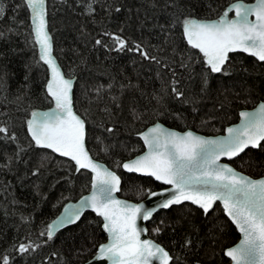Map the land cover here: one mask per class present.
Here are the masks:
<instances>
[{
  "label": "snow or ice",
  "instance_id": "obj_1",
  "mask_svg": "<svg viewBox=\"0 0 264 264\" xmlns=\"http://www.w3.org/2000/svg\"><path fill=\"white\" fill-rule=\"evenodd\" d=\"M76 3L81 14L96 23L100 22L96 20L98 8L108 20L126 8L121 0ZM149 6L165 16L160 30H167V34L161 44L129 36L125 29L132 17L126 15L115 30L102 29V34L93 38L92 47L129 52L160 66L156 75L161 87L151 92L127 76L123 67L119 81L112 66L93 67L86 54H80L66 72L54 55L46 0L13 3L12 16L0 24V39H10L11 33L23 27L32 46H38L35 62L43 61L50 73L44 98L51 105L44 109L30 106L21 122L23 138L14 122H0V142L15 145L11 151H3L7 163L2 166L12 171L13 161L23 162L27 174L36 176L46 160L59 154L66 159L58 163L68 173L61 179L72 188L77 180L82 181L79 198L63 203L55 218L36 225L32 213L21 212L23 234L19 225L11 236L0 232V264H28L29 260L36 264V255L45 250L39 264H216L217 251L221 262L227 259V264H264V175L238 171L224 159H239L250 146L264 150V98L253 99L249 90L243 103L255 106L238 108L239 122L228 123L217 135L194 130L183 111L188 105L198 114L213 74L231 70L230 53L240 50L264 64V0H226L223 4L217 0H150ZM8 11L9 0H0V21ZM20 11L26 13L24 19L19 18ZM140 23L143 26L144 22ZM167 50L179 52L180 60L162 55ZM136 62L132 61L134 67ZM176 63L188 73L187 81L198 84V90L178 76L172 67ZM102 76L107 77L106 82ZM80 95L88 99L87 107H77ZM141 99L147 103L141 104ZM225 102L231 103L225 97L218 105L220 110ZM172 104L180 107L174 110ZM164 119L182 122L184 130L167 127L161 122ZM215 119L211 115L208 120L202 118L200 127ZM133 131L143 146L130 148L120 139L124 132ZM29 153L39 155L36 164L27 159ZM101 153L111 159V167L98 158ZM121 170L150 175L170 187L154 191L143 184L128 186L127 190L138 197L159 196L152 207L142 198L139 202L121 198ZM34 187L43 200L47 193L38 184ZM158 209L164 210L163 215H154ZM86 210L95 216L85 218L79 244L73 238L68 247L64 240L57 245L58 229L75 227ZM196 212L205 218L210 212L224 214L223 226L212 240L214 246L205 250L203 257L199 255L203 241L192 218ZM140 221H150L151 227ZM229 221L239 238L218 244ZM142 233L155 234L156 238L142 237ZM165 233H169L168 244L158 240Z\"/></svg>",
  "mask_w": 264,
  "mask_h": 264
},
{
  "label": "trees",
  "instance_id": "obj_2",
  "mask_svg": "<svg viewBox=\"0 0 264 264\" xmlns=\"http://www.w3.org/2000/svg\"><path fill=\"white\" fill-rule=\"evenodd\" d=\"M19 2L20 0H9V11L4 21H0V24L12 16L13 3ZM46 2L49 31L52 33L54 41V55L66 72L72 64L77 62L80 54H86L93 67L97 65L112 66L113 70L118 73V81L124 75V73H120V69L123 67L127 76L131 77L133 81H138L140 87L148 92L161 87V80L156 75L160 66L154 62L141 61L129 52L120 53L116 50L108 51L100 46L92 47L93 38L97 34H102V29L111 28L115 30L121 22L125 21L126 15L132 17L129 26L125 29L129 36L148 40L153 45L161 44L167 34V30L164 32L160 30V25L165 24V16L149 6L150 0H121L126 8L118 14H114L111 20H108L98 8L96 20L100 21L99 23L93 22L91 18L81 14L82 9L76 0H46ZM217 2L223 4L226 3V0H217ZM128 9L131 11L129 12ZM146 11L147 17L145 16ZM25 17L26 13L20 11L19 18L24 19ZM141 21L144 22L143 26H141ZM82 33L83 35H81ZM10 36V39H0V81H3L0 83V122H14L20 130L21 138H23L25 133L21 127V122L29 114L30 106L41 109L51 106L44 98V85L49 72L43 61L35 62L38 59L39 48L32 46V41L23 27L18 32L11 33ZM165 54L172 56L176 61L180 60L179 52L173 54L167 50L162 53V55ZM230 55L232 59L228 66L231 70L226 73L213 74L210 90L200 101L198 114H193L191 106H183V111L188 114L187 123L194 130L207 134L222 132L223 127L227 126L228 123L237 121L238 113L236 110L238 108L254 106L251 102L243 103L249 90L253 99L264 98V64L259 63L257 58L244 52L237 51L235 54L230 53ZM134 59L137 61L135 67L132 63ZM172 67L180 78L191 85V88L198 90V84L187 81L188 73L179 66V63L173 64ZM196 71L199 72V67L196 68ZM84 75L86 76L87 72H84ZM163 75L168 78L167 72H164ZM101 79L106 82L107 77L102 76ZM91 83L93 81L90 79L89 84ZM75 86L79 89V83ZM236 93L240 95L237 96ZM225 97L231 103L225 102L223 110H220L218 105L225 101ZM78 99V108L88 106L87 98L80 95ZM140 102L141 104L147 103L144 99H141ZM100 106L103 107V104ZM171 107L175 110L180 106L172 104ZM210 115L217 117V119L210 120L205 127L201 128V119L208 120ZM162 122L178 129H184L183 123L180 121L174 122L171 119H164ZM139 128L138 125L137 130ZM120 139L126 140L130 148L136 145L143 146L142 140L135 136L134 131L124 132ZM14 147V144L8 145L0 142V232H7L9 236L13 234L17 225L20 226L21 234L25 231L20 220L21 212L25 215L32 213L36 225H39L41 221L47 222L55 218L62 210L63 203H67L68 199L76 200L79 198L81 194L80 184L82 183V181L77 180L75 188H72L66 180L61 179V177H66L68 173L66 168L58 163L66 159L60 157L59 154H55L51 159L44 162L45 167L40 175H28L26 165L23 162L13 161L12 171L5 169L2 165L7 163V160L3 156V151H11ZM122 154L127 155V153ZM39 158V155L35 153H29L27 157L32 164H36ZM98 158H101L110 167L112 166L111 159L104 156L103 153ZM231 163L250 175H264V150L247 149L240 155L239 159L234 158ZM121 175L123 187L119 194L129 199L140 200L146 196L138 197L134 192H129L127 189L130 184H143L145 188H152V190L161 187L152 177L128 173L125 170H121ZM37 184L42 192L47 193L43 200L35 190L34 185ZM61 196L65 199L61 200ZM163 213L164 210H160L155 215H163ZM94 216L93 212L87 211L75 227L69 225L58 230L56 244L59 245L61 240H64L65 247H68L72 244L73 238L79 244L81 225H83L85 218H94ZM192 218L199 232V238L203 241V247L199 251V255L203 257L204 251L214 246L212 240L223 226L224 214L210 212L205 218L201 212H196L193 213ZM148 227H151L150 221ZM223 230L225 235L222 240L218 241V244L238 240L237 230L230 221ZM151 236L156 238L155 234H151ZM169 238V233H165L158 237V240L168 244ZM47 251L36 255V264H39L41 255L47 254ZM214 260L216 264H227V259L221 262L219 251H217ZM28 264H33V261L29 260Z\"/></svg>",
  "mask_w": 264,
  "mask_h": 264
},
{
  "label": "water",
  "instance_id": "obj_3",
  "mask_svg": "<svg viewBox=\"0 0 264 264\" xmlns=\"http://www.w3.org/2000/svg\"><path fill=\"white\" fill-rule=\"evenodd\" d=\"M238 51H240V50H238ZM240 52H243V51H240ZM251 55V54H250ZM49 75H50V73H49ZM255 106V105H254ZM253 106V107H254ZM249 108H252V107H249ZM162 122V121H161ZM239 122V120L237 119V121H235V122H233V123H238ZM163 123V122H162ZM167 127H172V126H169V125H167V124H165ZM174 128H176V127H174ZM178 131H182V130H184V129H178V128H176ZM197 131V130H196ZM200 132V131H199ZM222 132H219V133H215V134H207V133H203V132H201V134H203V135H217V134H221ZM250 148H253V147H249L248 149H250ZM247 150V149H246ZM245 150V151H246ZM242 154V153H241ZM241 154H239V155H241ZM235 158V157H234ZM234 158H231L230 160L228 159V158H224L225 159V162H230L231 163V161L234 159ZM104 162V161H103ZM105 163V162H104ZM234 166V165H233ZM235 167V166H234ZM237 170L238 171H242V170H240V169H238L237 168ZM126 171V170H125ZM127 172V171H126ZM244 172V171H243ZM246 173V172H245ZM135 174H138V175H141V176H148V177H151L150 175H147V174H139V173H135ZM246 174H248V173H246ZM250 175V174H249ZM153 178V177H152ZM154 179V178H153ZM155 180V179H154ZM156 181V180H155ZM156 182H158L160 185H161V187H170V186H168V185H165V184H163L162 182H159V181H156ZM156 190V189H155ZM154 190V191H155ZM120 195V194H119ZM121 196V195H120ZM121 198H124V199H129V198H126V197H124V196H121ZM160 197L159 196H156V197H148V196H145L144 198H142L143 200H144V203H145V205L147 206V207H152L153 205H154V203L159 199ZM78 199V198H77ZM131 200H133V199H131ZM73 201H75V200H73ZM134 202H139V200H133ZM160 210H162V209H158L157 210V212L158 211H160ZM62 211V210H61ZM87 211H91V210H86V212ZM92 212V211H91ZM156 214V213H155ZM154 214V215H155ZM59 215V214H58ZM148 222L149 221H140V223L142 224V225H146V226H148ZM66 226H69V225H66ZM65 226V227H66ZM58 230H60V229H58ZM142 237H145V238H153L152 236H150V234L149 233H142ZM105 264H107V262L105 261ZM154 264H155V262H154Z\"/></svg>",
  "mask_w": 264,
  "mask_h": 264
}]
</instances>
